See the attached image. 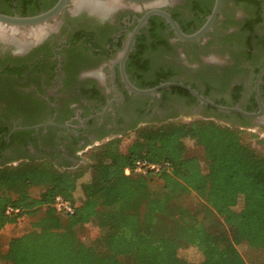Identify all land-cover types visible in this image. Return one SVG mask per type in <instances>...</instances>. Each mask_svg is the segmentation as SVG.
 <instances>
[{"label": "flooded vegetation", "instance_id": "obj_1", "mask_svg": "<svg viewBox=\"0 0 264 264\" xmlns=\"http://www.w3.org/2000/svg\"><path fill=\"white\" fill-rule=\"evenodd\" d=\"M55 1L0 0V12L34 15ZM214 2L120 0L102 16L76 12L68 0L56 17L20 30L41 26L39 39L30 37L22 49L0 42V167L48 161L73 169L88 148L140 125L204 119L240 129L264 126V72L254 89L264 64V0H221L210 29L195 40L180 39L161 15L140 21L159 8L189 34L202 26ZM166 81L248 112L259 111L260 101L262 112L245 117L221 111L182 86L154 94L128 86L150 88Z\"/></svg>", "mask_w": 264, "mask_h": 264}, {"label": "trees", "instance_id": "obj_2", "mask_svg": "<svg viewBox=\"0 0 264 264\" xmlns=\"http://www.w3.org/2000/svg\"><path fill=\"white\" fill-rule=\"evenodd\" d=\"M85 155V180L40 161L0 167V232L43 212L38 225L9 238L1 264H264V192L246 193L235 208L246 181L264 186V155L237 128L204 119L147 125L124 149L118 137ZM138 159L161 168L125 174ZM30 186L40 187L37 196L27 193ZM191 193L204 203L203 216L176 202ZM58 194L75 203L72 214L54 208ZM7 206L20 211L8 214ZM94 220L100 233L85 242L78 230ZM134 237L125 260L123 248ZM183 245L197 248L201 259L179 257Z\"/></svg>", "mask_w": 264, "mask_h": 264}, {"label": "rangeland", "instance_id": "obj_3", "mask_svg": "<svg viewBox=\"0 0 264 264\" xmlns=\"http://www.w3.org/2000/svg\"><path fill=\"white\" fill-rule=\"evenodd\" d=\"M16 1L20 3L19 1L21 0H16ZM19 7H22V6L19 5ZM242 10H244L243 7H242ZM0 32H2L1 27H0ZM21 33H22V36L20 34L21 40L28 39L27 36L25 37L23 35L25 32H21ZM144 126L145 125H140V127H144ZM153 126H156V125H153ZM237 129L240 130L241 132L243 142L248 143L260 155H264V143L262 141V138L264 136V126L260 124L259 125L256 124L254 126H251L250 128H244V129L237 128ZM135 130H132L131 132H127L126 134H123V136H119L121 138V148L122 149H124L125 146H127V144L131 140H133ZM116 138H118V136ZM88 150H90V148H88L84 152L82 161L76 164L73 168V170L80 177V180H85L89 177L91 160L85 157L86 156L85 154ZM190 152L199 154V149L194 148V149H191ZM42 162L46 163L47 166L53 165L51 162H48V161H40V163ZM10 166H14V165H10ZM60 169H64V168L60 167ZM69 169H72V168H69ZM246 182L247 183L245 184V186L243 188H240L241 191L239 192L237 204L235 206L237 210L242 205L243 195L249 192H253V191L264 192V186L256 184V183L248 182V181ZM25 190L30 195L37 196V194L40 191V187L30 186V187H27ZM176 202L183 203L184 205L190 206L194 211L199 213V216H203V213L205 211L204 203L200 201V199L194 193H191L187 196L180 195L177 197ZM42 214L43 212L42 210H40L35 215L22 216L16 221L14 225L3 228L0 232V253L5 250L9 238H11L12 236H19L23 234L24 232H26L27 230L34 228L36 225H38V221L40 220ZM99 233L100 232H99V229L97 228V222L95 220L91 224H88L84 226L82 229L78 230V235L82 237V239L85 242H90L93 238L98 236ZM139 240H141V238H139ZM134 243H136V237H134L133 239H131L129 242L125 244L123 251H122L123 259L125 260L128 259L129 255L127 253L129 252V250L131 249ZM237 248L241 252H244L246 249V245L240 244L237 246ZM177 254L179 257L189 262H197L201 259L200 251L197 248L190 246V245H183V246L177 247ZM250 255L254 256V254H250ZM0 264H1V260H0Z\"/></svg>", "mask_w": 264, "mask_h": 264}, {"label": "water", "instance_id": "obj_4", "mask_svg": "<svg viewBox=\"0 0 264 264\" xmlns=\"http://www.w3.org/2000/svg\"><path fill=\"white\" fill-rule=\"evenodd\" d=\"M95 1H97L99 3H103V4L104 3L106 4L107 2L109 3V0H95ZM116 1H120V0H116ZM126 1L137 4V3H146V2L153 1V0H126ZM67 2H68V0H56L55 3L51 7H49L48 9H46L42 12L34 14V15L23 16V15H18V14H7V13L0 12V27H1V29L7 30L6 34H10V32H11V31H9L10 29L15 30L14 32H11V33H13V35H11V36L0 35V42L6 43L9 41V39H10V41L19 40L20 34H18V33L21 32L20 30L22 29V27L39 25L43 22H46L47 20H49L51 18L56 17L60 12L63 11L65 6L67 5ZM220 4H221V0H215L213 8L211 10V13L207 16V18H206L205 22L202 24V26L199 29H197L196 31L189 33V34L184 33L179 28L176 21L166 11L159 9V8H151L150 10H148L143 15V17L141 18L140 21L145 22L148 19V17L150 15H153V14L161 15L170 24L171 28L174 30L175 34L180 39H182V40H195V39L200 38L206 31H208V29H210L211 25L213 24L218 12H219ZM119 5H114L104 15L114 11ZM80 10H85V9L82 8V9L75 10V11L79 12ZM135 33L136 32H134L132 34V36L128 42V45L126 46V49L124 51V57L127 56L129 50L131 49ZM263 72H264V64L260 68V71L257 75L256 84L254 86V89L256 92H257V82H258L259 77L261 76V74ZM128 86L134 92L141 93V94H154L159 89L164 88V87L182 86V87L186 88L187 90H189L195 97H197L202 102L208 103V104L212 105L213 107H215L221 111H225V112L234 111V112L240 113L242 116H245V117L259 116L262 112V104L260 101H259V104H260V110L259 111L248 112V111H244V110H242L236 106H225V105L216 104V103L204 98L202 95L198 94L197 91L195 89L191 88L190 86L179 83V82H175V81L162 82V83L157 84V85L150 87V88H137L131 84H128Z\"/></svg>", "mask_w": 264, "mask_h": 264}, {"label": "bare ground", "instance_id": "obj_5", "mask_svg": "<svg viewBox=\"0 0 264 264\" xmlns=\"http://www.w3.org/2000/svg\"><path fill=\"white\" fill-rule=\"evenodd\" d=\"M73 2V7L74 10H79V9H87L90 12H94L97 13L99 15H104L105 13H107L114 5H119L121 4L120 1H116V0H109V3L107 2L106 4L104 3H99L95 0H72ZM156 2V1H155ZM41 26H38L36 28H31V30H27V32H25L23 35L26 37H28V39H25V41H21V38L19 40H14L12 41L15 45L17 49H22V47L25 46L26 43L30 42V37L31 40L33 39H39V37L41 36ZM2 32H0V35H13V33L15 30L14 29H10L9 31L10 34H6L7 30L5 29H1ZM29 35V36H28ZM10 41V39H9Z\"/></svg>", "mask_w": 264, "mask_h": 264}, {"label": "built area", "instance_id": "obj_6", "mask_svg": "<svg viewBox=\"0 0 264 264\" xmlns=\"http://www.w3.org/2000/svg\"><path fill=\"white\" fill-rule=\"evenodd\" d=\"M161 166L156 163L149 162L145 159H138L135 161L133 167L125 168L124 172L125 174H129L132 170L137 173L145 174L148 170H153L155 172H158L160 170ZM53 206L54 208L61 213L64 214H72L75 209V203H73L70 199L63 197L62 195H56L53 200ZM20 209L13 207V206H7L6 207V213H17Z\"/></svg>", "mask_w": 264, "mask_h": 264}]
</instances>
